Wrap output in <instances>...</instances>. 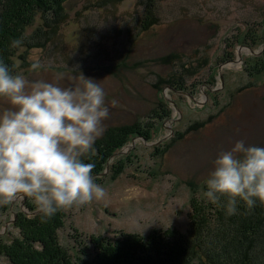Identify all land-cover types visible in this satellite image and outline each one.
I'll use <instances>...</instances> for the list:
<instances>
[{
  "label": "rangeland",
  "instance_id": "rangeland-1",
  "mask_svg": "<svg viewBox=\"0 0 264 264\" xmlns=\"http://www.w3.org/2000/svg\"><path fill=\"white\" fill-rule=\"evenodd\" d=\"M150 3L70 0L69 19L50 42L23 47L15 57L18 70L31 81L54 82L61 73L62 86L80 73L98 81L110 109L98 138L115 125L139 122L144 131L96 177L106 189L102 200L66 208L59 237L74 256L91 245L92 237H148L172 228L187 232L193 195L206 198L205 180L219 153L238 140L264 147V71L250 76L246 70L247 58L263 45H243L250 28L258 36L264 33V0H155L158 21L144 28ZM40 24L37 19L28 33ZM169 54L177 58L161 60ZM36 60L44 67L31 71ZM160 76H171L178 91L162 85ZM159 97L168 101L160 103ZM10 106L0 98V110ZM169 108L170 117H157ZM29 203L36 206L18 194L7 206L0 204V234L10 239L18 233L13 224L19 212L31 213ZM93 248L86 249L89 257ZM0 260L8 263L5 256Z\"/></svg>",
  "mask_w": 264,
  "mask_h": 264
},
{
  "label": "clouds",
  "instance_id": "clouds-1",
  "mask_svg": "<svg viewBox=\"0 0 264 264\" xmlns=\"http://www.w3.org/2000/svg\"><path fill=\"white\" fill-rule=\"evenodd\" d=\"M24 39H12L10 47H20ZM42 67L36 60L30 70ZM64 78L61 73L54 82L31 81L18 65L0 57V98L11 105L0 110V204L26 194L50 218L106 196L96 183L94 165L84 160L110 116L106 92L83 73L66 86L59 83ZM205 184L204 196L211 203L227 197V215L237 213L238 200L249 211L257 201L264 204V147L236 141L219 153Z\"/></svg>",
  "mask_w": 264,
  "mask_h": 264
},
{
  "label": "trees",
  "instance_id": "trees-1",
  "mask_svg": "<svg viewBox=\"0 0 264 264\" xmlns=\"http://www.w3.org/2000/svg\"><path fill=\"white\" fill-rule=\"evenodd\" d=\"M150 1L143 21L144 28H150L158 21L154 14L155 0ZM69 2L0 0V57L9 65L16 64L15 57L21 54V48L44 47L69 19L66 13ZM37 19L41 20L40 26L29 34L28 29L35 25ZM258 35L255 28H250L244 34V46L256 49L263 45L257 55L247 58L246 70L250 76L264 71V33ZM21 36L25 38L23 44L11 48L12 39ZM173 55L169 54L161 60L168 62L177 58ZM228 55L231 60L236 57L233 50ZM159 82L175 89L171 76H160ZM159 101L166 103L168 100L159 97ZM171 112L169 108L164 115L160 113L157 117H170ZM212 119L213 116L208 121ZM208 121L188 131L198 130ZM141 135H144V131L139 122L110 127L102 137L96 139L89 156L84 157L86 163L94 165L93 175H102L110 158L131 138ZM146 137L149 138V135ZM113 168V172H121L120 168ZM226 203L227 197H222L219 204H213L200 195H193L187 232L172 228L148 237L128 233L114 239L92 237L91 245L78 250L75 256L62 245L59 237V230L65 225L66 209L48 218L42 215L37 206L29 203L31 213L19 212L13 224L18 233L10 239L0 234V255L7 258V264H264V204L257 201L254 209L249 211L245 202L238 200L237 213L227 215L223 206ZM91 246L94 247L91 252H95L89 257L86 249ZM0 264L4 263L0 260Z\"/></svg>",
  "mask_w": 264,
  "mask_h": 264
},
{
  "label": "water",
  "instance_id": "water-1",
  "mask_svg": "<svg viewBox=\"0 0 264 264\" xmlns=\"http://www.w3.org/2000/svg\"><path fill=\"white\" fill-rule=\"evenodd\" d=\"M241 55V54H240Z\"/></svg>",
  "mask_w": 264,
  "mask_h": 264
}]
</instances>
